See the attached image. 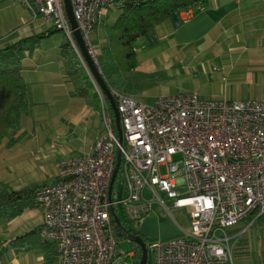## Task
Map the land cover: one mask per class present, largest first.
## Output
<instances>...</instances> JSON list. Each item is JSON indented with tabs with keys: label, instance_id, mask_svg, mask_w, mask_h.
<instances>
[{
	"label": "built area",
	"instance_id": "1",
	"mask_svg": "<svg viewBox=\"0 0 264 264\" xmlns=\"http://www.w3.org/2000/svg\"><path fill=\"white\" fill-rule=\"evenodd\" d=\"M124 1L72 0L78 28L95 60L91 34ZM23 3L78 49L64 0ZM195 11L183 10L181 22ZM96 88L105 129L93 150L59 160L55 180L35 193L45 215L41 236L56 244L57 264H138L140 249L121 246L124 238L112 209L129 229L141 230L155 202L170 212L167 200L186 208L189 227L147 244L154 264H234L240 236L233 232L235 226L256 212V218L264 216V96L204 99L196 92H181L148 104L113 89L121 142L109 101L97 83ZM119 151L125 188L116 199L115 182L111 195L109 191ZM117 205H122L124 218Z\"/></svg>",
	"mask_w": 264,
	"mask_h": 264
},
{
	"label": "crops",
	"instance_id": "2",
	"mask_svg": "<svg viewBox=\"0 0 264 264\" xmlns=\"http://www.w3.org/2000/svg\"><path fill=\"white\" fill-rule=\"evenodd\" d=\"M34 21L29 23L24 19L18 31L6 32L4 38L0 37V49L50 28L43 16H36ZM98 24L91 40L101 56L108 47V34L101 27L102 34L98 36ZM145 37L148 42L136 46L138 66L128 72L135 86L127 92L138 99L143 98L141 87H137L139 83L142 85L139 81L143 77L142 67L153 66L157 57H165L173 67L182 62L190 68L200 64L207 80H219L222 86L237 89L258 86L264 96V0H212L207 9L196 10L188 21L181 22L179 15L174 16ZM51 38L45 37L35 49L24 52L21 73L29 86L31 111L25 116L23 126L16 130L18 141L6 150L0 146V180L17 189L55 180L56 163L73 154L91 152L104 130L100 107L74 94L61 53L64 38ZM201 56L202 61H198ZM194 91L199 93L197 89ZM38 122L45 124L48 139L53 134L62 137L60 150H54V145L47 149L36 145ZM44 220L43 209L38 205L26 208L14 218H0V264H45L40 249H25L18 240L42 228ZM180 233L170 223L168 238Z\"/></svg>",
	"mask_w": 264,
	"mask_h": 264
},
{
	"label": "trees",
	"instance_id": "3",
	"mask_svg": "<svg viewBox=\"0 0 264 264\" xmlns=\"http://www.w3.org/2000/svg\"><path fill=\"white\" fill-rule=\"evenodd\" d=\"M211 1H124L117 8L119 13L116 20L107 26L108 47L105 53L98 58V64L109 86L113 88V84L106 77L105 64L107 60H111L115 68L122 74L132 71L138 66L136 42L139 38L154 33L159 24L174 16H178L183 10L197 6V11L207 9ZM57 32L55 27H51L47 32L22 38L0 49V145L4 139L11 136V131L18 130L23 126L25 116L31 111L29 86L21 73V61L24 52L35 49L42 39ZM74 42L76 43L75 38ZM61 53L66 73L74 86V94L85 98L88 104L100 107L99 92L79 47L76 49L72 40L66 38L62 42ZM110 109L112 111L111 105ZM14 142L15 139L13 140ZM40 185L31 184L17 189L0 180V218H14L22 214L26 208L37 206L35 193ZM256 217L257 212L246 218V220L256 221L264 219V216ZM113 222L118 233L124 239H128V235L119 228L114 220ZM123 225L128 228L124 222ZM129 230L145 241L139 229L136 231H133V229ZM18 240L25 249H40L44 253L45 264H57L56 244L42 238L41 228L19 237Z\"/></svg>",
	"mask_w": 264,
	"mask_h": 264
},
{
	"label": "rangeland",
	"instance_id": "4",
	"mask_svg": "<svg viewBox=\"0 0 264 264\" xmlns=\"http://www.w3.org/2000/svg\"><path fill=\"white\" fill-rule=\"evenodd\" d=\"M193 8L197 10L198 6ZM118 13L119 11L116 7H113L112 10L108 11L107 15L98 24L100 26V29L96 31V34L98 36H101L102 34L101 27H103V29L106 28L107 30V26L109 24H112L116 20V17H118ZM34 18L35 17H33V12L23 3V0H0V37L4 38L3 36L6 32L14 33L18 31L19 28H22L24 19L26 20V22L35 23L36 21H34ZM48 22L50 28L55 27L57 29V26H55L51 21ZM57 31L58 32L56 34L49 36L53 37L51 38L52 40L69 38L63 31H60L58 29ZM143 42H148V37H141V39L136 42V46L140 47ZM12 43L15 42L8 43L7 45ZM91 44L98 63V58L100 57L99 51L97 48H95V44L92 40ZM199 60L202 61V56L200 57V59H198V61ZM105 68L106 77L113 84V88H117V90L128 94L129 92L127 91H131L132 89H134L135 85L130 81L129 76L131 75L129 73H120L115 68V65L111 60H107ZM142 68L143 70H141V74L143 75V77L139 79L142 85L140 86L139 83V86L137 87H141L140 89L143 92L142 100L148 104L154 103L156 97L158 96L177 94L180 91L195 92V89H197L200 94L198 92L196 93H198L199 96L204 99L237 100L262 98L263 96L261 88H259L258 86H255L254 89L246 86L242 87V89H237L235 86H222L219 80H207L205 75L201 73L200 64L195 68H190V66L185 65V62H182L178 66L173 67V65H171L169 61L165 60V57H157L153 66H148L145 64ZM123 75H125V78L123 77ZM92 78L93 82L95 83V79L93 76ZM108 104L110 105L109 102ZM100 109L103 113L104 107L102 106V104L100 106ZM116 133L118 134L117 128ZM16 135V130L11 131V136L4 139L2 144L0 145L3 146L2 149L4 148L6 150L14 145L18 141L17 139H15ZM46 135L45 124H41L39 122L36 123V145H41L42 149H47L49 145H54L55 148L53 149L56 151L62 148L61 143L63 139L61 136L53 134V136L48 139ZM14 139L15 142L13 143ZM63 146L65 147V145ZM36 150L38 151L39 149L37 148ZM162 171L164 170L162 169ZM124 188L125 184L123 173L120 169L114 184L116 199H119L123 196ZM167 203L171 207L170 212H168L162 204L155 202L150 214L146 218L147 221L143 222V226L140 232L144 236V239L148 245L151 242L157 240L168 239V237L170 236V223H172L177 229L181 231V226H183L184 228L189 227V219L186 208L173 207L171 200H167ZM117 210L119 212V215L124 218V209L122 205H117ZM148 221H151L152 223L148 224ZM136 230L137 229L133 228V231ZM244 230L247 231L244 232ZM233 232L240 233L238 242L234 248L233 263L239 264L238 258H241V264H264V219L256 221H249L245 219L235 226ZM121 246L124 249L130 250L132 248H137L138 245L134 242H131L128 238L122 240ZM140 258L141 252L138 253V262H140ZM147 264H154L153 255L151 254V252H149Z\"/></svg>",
	"mask_w": 264,
	"mask_h": 264
},
{
	"label": "water",
	"instance_id": "5",
	"mask_svg": "<svg viewBox=\"0 0 264 264\" xmlns=\"http://www.w3.org/2000/svg\"><path fill=\"white\" fill-rule=\"evenodd\" d=\"M64 1H65V6H66V10H67L69 20L71 22L72 28L74 29V38H75V41L77 43V46L79 47V49L82 52V56L84 58V61L86 62L88 70L90 71V73H92V76L94 77L96 83L99 85L101 90L105 93V95H106V97H107V99H108V101L112 107L114 119L116 122V128L118 131V136H119L120 141L122 142L123 130H122V126H121V116H120V112L118 110L117 101H116L114 94H113V88L111 86H109V84L106 81V78L102 74L100 66L98 65L97 61L93 58V56L89 52V49H88V46L84 40L83 34L80 31V29L78 28L77 21L74 17V14H73L72 0H64ZM120 163H121V152L119 151L117 154V162H116L112 182L110 185V191H109L110 195L112 193V187H113V184L115 182V179H116L118 171H119ZM112 215H113L114 221L119 226V228L124 233H126L128 235L129 240L131 242L136 243L139 246L140 252H141V258H140L139 264H147L148 257H149V250H148L147 243L140 236H138L134 232L130 231L128 228H126L123 225V222L121 221L120 217L118 216V214L116 213V211L114 209H112Z\"/></svg>",
	"mask_w": 264,
	"mask_h": 264
},
{
	"label": "flooded vegetation",
	"instance_id": "6",
	"mask_svg": "<svg viewBox=\"0 0 264 264\" xmlns=\"http://www.w3.org/2000/svg\"><path fill=\"white\" fill-rule=\"evenodd\" d=\"M129 228V227H128Z\"/></svg>",
	"mask_w": 264,
	"mask_h": 264
}]
</instances>
